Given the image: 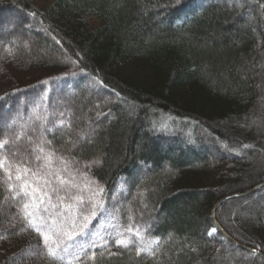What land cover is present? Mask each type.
<instances>
[{
  "label": "trees",
  "instance_id": "16d2710c",
  "mask_svg": "<svg viewBox=\"0 0 264 264\" xmlns=\"http://www.w3.org/2000/svg\"><path fill=\"white\" fill-rule=\"evenodd\" d=\"M29 36L40 43L15 41ZM0 65L15 78L0 95V139L63 120L45 133L51 147L107 193L135 177L121 222L156 242L53 260L35 233L45 255L9 263L16 246H4L0 264H264V0H0ZM58 75L73 88L23 119ZM7 195L0 185V206Z\"/></svg>",
  "mask_w": 264,
  "mask_h": 264
},
{
  "label": "snow or ice",
  "instance_id": "6c2138e0",
  "mask_svg": "<svg viewBox=\"0 0 264 264\" xmlns=\"http://www.w3.org/2000/svg\"><path fill=\"white\" fill-rule=\"evenodd\" d=\"M5 51L10 55L13 52L10 48H5ZM49 123L51 127H48ZM15 125L16 121L13 120L8 127L12 128ZM62 126H64L63 120L56 124L45 117L39 129H31V135L24 130V126H21V130L14 132L11 137L0 139V153H3L0 156V170L4 173L3 177H0V185H3V190L9 193L4 197V203L17 207L22 221L21 231L27 229L35 231L43 241L44 251L53 260L63 259V254H67L74 246V242L85 234L90 217L94 218L97 209L103 208L102 203H93L91 199L85 201L77 194L83 187L88 186L79 182L87 178L74 167L78 161L70 154L58 155L57 149L51 147L52 141L46 139V132H52L53 129ZM83 138V136L79 137V139ZM22 139L27 143L20 145L18 142ZM6 146L10 149L14 148L15 151H5ZM72 147L75 148L76 144L73 143ZM243 147L247 148L248 145ZM68 151L70 153L71 149ZM90 183L89 181L88 184ZM98 191L103 193V188ZM85 205H91V208ZM86 212L90 215H86ZM112 227L115 231L108 236L115 237L117 246L128 248L137 243L140 245L152 243L146 240L139 229L135 231L136 239L133 240L131 228L126 230L127 238H124L125 233L119 230L118 223ZM215 232L216 228H212L208 235ZM100 239L104 244L108 243L104 237ZM91 246L96 245L93 243ZM84 247L81 245V253ZM144 250L147 249L137 248V254ZM255 254L253 249L251 255ZM78 258L73 256L74 260ZM68 264H72V261Z\"/></svg>",
  "mask_w": 264,
  "mask_h": 264
},
{
  "label": "rangeland",
  "instance_id": "374dc122",
  "mask_svg": "<svg viewBox=\"0 0 264 264\" xmlns=\"http://www.w3.org/2000/svg\"><path fill=\"white\" fill-rule=\"evenodd\" d=\"M225 1H229V0H225ZM10 15L11 13L8 12L5 16L4 15L1 16L3 23H4V17L9 18ZM43 38L47 41L45 43L48 44L50 38H48L47 36ZM30 40H34V38L33 37L30 38L29 36L27 37V40L16 39L15 41L16 42L22 41V43H24V41H30ZM39 41L40 40H36V39L34 40V42L37 44L40 43ZM61 52L65 53L64 50ZM73 72H76V71L73 70ZM68 73L66 72V74ZM61 74H64V73H61ZM58 76L59 77L55 79L52 85L48 84L49 90L46 91L45 96L40 94L36 100L29 101L21 105V107L19 108V112H20L19 115H22L23 119L26 117L27 114H28L27 116L37 115L39 113L45 114L47 112L45 110L47 108L48 99L50 98L52 94L51 92L53 91L54 88H61V90H66V91L71 90L73 88L74 86L73 76H68V75H63V76L58 75ZM14 80L15 78L12 72L4 70L3 66L0 65V95L6 89L10 88ZM121 101L123 102L122 99ZM125 106H127V109L130 110L132 105L128 103V105L125 104ZM102 117H103L102 114L96 113V116L93 119V123H90V122L85 123L86 124V128L84 130L85 132L84 133L76 132V134L78 135V141L88 140V138L93 135L94 131L97 128L96 123H98V121L101 120ZM1 125H3L2 121L0 122V126ZM80 136H83L84 138L79 139ZM25 143H27V141L24 139V141H22L20 145H23ZM158 143L159 144L158 146L156 145L157 147L156 149L161 150L163 148V144L159 141ZM140 168H143V166H141ZM79 170H82V169H79ZM80 172L86 176L87 180H81L79 182L82 185L87 184L88 186L83 187L82 191L77 194L81 195L85 201H88L89 199H91L93 203H97V202L102 203L103 208L97 209V215L94 218L90 217V223L88 225V228L85 231V234L81 235L78 238V240L74 242V246L70 248L69 251L79 250L81 249V245H84L85 246L84 249H86L88 247H92L91 245L93 243L96 245L95 248H102V249L109 248V246H112V245H116L115 237L110 238L108 234L115 231L112 225L118 223L120 225L119 230L121 232H124L125 233L124 238H127V231H126L127 229H125V227L122 225L121 214H122V209L125 205L126 196L129 194L128 192L130 190L131 180L133 181L135 177L133 179L122 177L118 181L116 188L111 193H107L104 186L101 183H99L96 179L92 178L88 173L86 174L83 171H80ZM139 173L141 174V176H144L146 171L140 170ZM139 173L138 171H135V176H137ZM140 174L138 176L139 178H140ZM89 181L91 182L90 184H88ZM100 188H103V193H99L98 190ZM89 189H91V191ZM85 207L91 208V205H85ZM237 209L238 211H243L242 207H237ZM247 209L250 210L251 213L259 212L257 206L249 207ZM0 213H1L0 233L3 234V236L0 237V251L4 249V246H12V247L16 246V249L13 251H10L9 253L11 255V260H9V263H12V261L17 262L20 259H21V262L24 261L25 263L27 260L29 261V260L37 259L39 258V256H42L41 254H43V250L39 244V240H38L39 235L37 237L35 235L36 232L32 230L34 232L33 233L31 229L30 230L28 229V231L26 230L27 232L21 231L22 221L18 215V212L17 213L14 212L10 204L4 203V199L1 202ZM247 213H248L247 211L242 212V214L244 215H246ZM85 214L90 215L88 212H86ZM73 215H75V213H73ZM14 233L18 237L12 238V236H14ZM134 233L135 231H133V235L131 237L133 240L136 239ZM142 235L146 238L147 241H151L152 243H149L147 245H140L137 243L135 244L137 245L135 249L137 250V248H146L147 250L140 251V252L148 253L151 248L153 249L156 247V242L155 241L153 242V240L147 238L144 234ZM100 237H104L105 239H107L108 243L104 244V242L100 239ZM19 240H23V241L27 240L29 244L20 242ZM64 255L65 254H63V256Z\"/></svg>",
  "mask_w": 264,
  "mask_h": 264
}]
</instances>
